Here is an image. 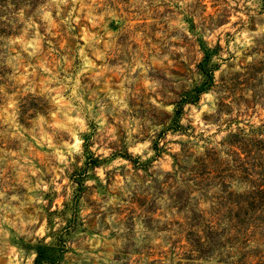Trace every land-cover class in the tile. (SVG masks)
I'll return each mask as SVG.
<instances>
[{"label":"rangeland","instance_id":"rangeland-1","mask_svg":"<svg viewBox=\"0 0 264 264\" xmlns=\"http://www.w3.org/2000/svg\"><path fill=\"white\" fill-rule=\"evenodd\" d=\"M258 189L264 0H0V264H264Z\"/></svg>","mask_w":264,"mask_h":264},{"label":"trees","instance_id":"trees-1","mask_svg":"<svg viewBox=\"0 0 264 264\" xmlns=\"http://www.w3.org/2000/svg\"><path fill=\"white\" fill-rule=\"evenodd\" d=\"M6 0H3V2ZM240 144L242 143L241 141H238ZM232 146V145H230ZM237 149V148H236ZM241 151V148L240 150ZM244 204L247 206H254V205H258L259 209H261V211H264V189H258L256 191V194H254V197L250 198L248 197L247 200H244ZM39 254H38V258H39ZM35 264H38V259L36 260Z\"/></svg>","mask_w":264,"mask_h":264}]
</instances>
